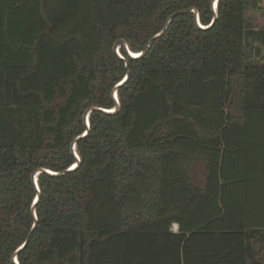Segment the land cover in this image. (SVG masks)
Segmentation results:
<instances>
[{
	"label": "trees",
	"instance_id": "trees-1",
	"mask_svg": "<svg viewBox=\"0 0 264 264\" xmlns=\"http://www.w3.org/2000/svg\"><path fill=\"white\" fill-rule=\"evenodd\" d=\"M218 0L178 13L138 58L120 109L93 110L79 166L41 172L20 264H264V51ZM212 0H0V264L31 231L32 173L75 163L91 105L113 108L125 39L140 51L176 11ZM173 224L178 228L173 229Z\"/></svg>",
	"mask_w": 264,
	"mask_h": 264
},
{
	"label": "water",
	"instance_id": "water-1",
	"mask_svg": "<svg viewBox=\"0 0 264 264\" xmlns=\"http://www.w3.org/2000/svg\"><path fill=\"white\" fill-rule=\"evenodd\" d=\"M213 3H215V7H212ZM217 3H218V0H212L211 7H212V10H213V18H212L211 22L209 24H206V25L201 23L200 16H199V10L196 7H191L188 10H181V11H176V12L171 13L168 16V18L166 19V21H165V23L163 25V28L159 32L154 34L151 38H149L148 41L146 42V44L144 45L143 49L140 50V51H133L131 49L129 43L123 38H120V39H118L115 42L113 50H114L115 54L121 60L124 61L125 66L127 68L124 77L112 89V96H113V99L115 101V105H114L113 108H105V107H101V106H97V105H91L90 107H88L85 110V112H84V123L86 125L85 132H83L81 135L75 137L73 139V141H72L71 149H72V153L74 154V156L76 158L75 163L72 166H70L67 169L61 170V171H54V170L46 168V167H39L32 173L31 178H32V181H33L35 189H36V196L33 199V203H32V206H31V213H32V216L34 218V222H33L31 231L29 232L28 237L26 238V240L17 247V249L15 250V252L12 255V260H13V262L15 264H20L19 261H18V257L17 256H18L19 252L22 249H24L26 247V245L28 244V242H29V240L31 238L32 232H33V230L35 229V227H36V225L38 223L36 204L39 201L40 196H41V189H40L39 183H38V175L41 172H46V173H48L50 175L60 176V175H63V174H65L66 172H68L70 170H73L77 166H79L80 163H81V156L77 152L76 143H77V141L80 138L84 137L89 132V129H90L89 115H90L91 111L100 110V111H102L104 113L111 114V113L117 112L120 109V107H121V102H120V99L118 97V92L117 91H118L119 87L121 85H123L130 77L129 61H128L127 57H125L122 54V52L120 50L121 47L124 48L126 54L130 58H138V57L144 55L149 50V48H150L151 44L153 43V41L156 40L157 38H159L160 36H162L165 33L166 29L168 28V26H169L171 20L174 18V16L177 15L178 13H181V12L185 13L187 11H192L194 13V18H195V22H196L197 26L199 28H201V29H204V30L208 29L214 24V22L218 18V6H217ZM134 52H136L137 54H133ZM122 81H123V83H121ZM177 228H178V224H177Z\"/></svg>",
	"mask_w": 264,
	"mask_h": 264
},
{
	"label": "rangeland",
	"instance_id": "rangeland-1",
	"mask_svg": "<svg viewBox=\"0 0 264 264\" xmlns=\"http://www.w3.org/2000/svg\"><path fill=\"white\" fill-rule=\"evenodd\" d=\"M261 5H264V0L261 2ZM247 16L251 24H264V7L257 11L248 12ZM173 229L176 230L175 224H173Z\"/></svg>",
	"mask_w": 264,
	"mask_h": 264
},
{
	"label": "crops",
	"instance_id": "crops-1",
	"mask_svg": "<svg viewBox=\"0 0 264 264\" xmlns=\"http://www.w3.org/2000/svg\"><path fill=\"white\" fill-rule=\"evenodd\" d=\"M253 26L255 27V29H257L259 31V34L258 36H264V24H258V25H254ZM255 44H260V46L262 47L263 51H264V41L261 39V40H256L255 39ZM260 243H257L256 244V248L259 251V255L262 256L263 260H264V245H260Z\"/></svg>",
	"mask_w": 264,
	"mask_h": 264
},
{
	"label": "bare ground",
	"instance_id": "bare-ground-1",
	"mask_svg": "<svg viewBox=\"0 0 264 264\" xmlns=\"http://www.w3.org/2000/svg\"><path fill=\"white\" fill-rule=\"evenodd\" d=\"M133 54H137L136 52H134ZM175 226H176V229H177V224H175Z\"/></svg>",
	"mask_w": 264,
	"mask_h": 264
},
{
	"label": "snow or ice",
	"instance_id": "snow-or-ice-1",
	"mask_svg": "<svg viewBox=\"0 0 264 264\" xmlns=\"http://www.w3.org/2000/svg\"><path fill=\"white\" fill-rule=\"evenodd\" d=\"M212 7H215V3H213ZM121 83H123V81Z\"/></svg>",
	"mask_w": 264,
	"mask_h": 264
}]
</instances>
